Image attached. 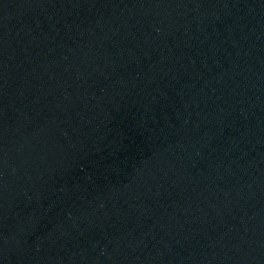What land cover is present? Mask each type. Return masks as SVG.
<instances>
[{"label":"water","instance_id":"1","mask_svg":"<svg viewBox=\"0 0 264 264\" xmlns=\"http://www.w3.org/2000/svg\"><path fill=\"white\" fill-rule=\"evenodd\" d=\"M78 0H0V264H146Z\"/></svg>","mask_w":264,"mask_h":264}]
</instances>
